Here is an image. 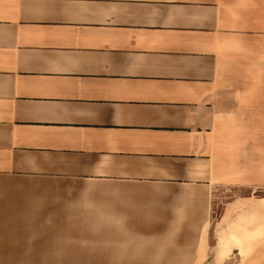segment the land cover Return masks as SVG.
<instances>
[{
  "label": "crops",
  "instance_id": "0c3cea01",
  "mask_svg": "<svg viewBox=\"0 0 264 264\" xmlns=\"http://www.w3.org/2000/svg\"><path fill=\"white\" fill-rule=\"evenodd\" d=\"M262 73L264 0H0V264L189 262Z\"/></svg>",
  "mask_w": 264,
  "mask_h": 264
},
{
  "label": "rangeland",
  "instance_id": "374dc122",
  "mask_svg": "<svg viewBox=\"0 0 264 264\" xmlns=\"http://www.w3.org/2000/svg\"><path fill=\"white\" fill-rule=\"evenodd\" d=\"M259 100L262 102L254 105L255 110L244 111L241 119L231 116L225 123V166L234 170V178L242 182L213 192L211 210L202 225L201 244L188 249L192 251L191 257L187 253L189 262L176 264H264V96ZM102 219L104 223V216ZM86 234L97 238L99 252L107 250L105 232L66 233V236L84 239ZM163 243L155 242L152 247L157 264H169L173 251L170 247H161ZM143 249L109 248L107 255L115 261L127 257L138 259ZM180 255L184 259L186 254ZM143 259L148 261L144 264H152L149 258Z\"/></svg>",
  "mask_w": 264,
  "mask_h": 264
}]
</instances>
